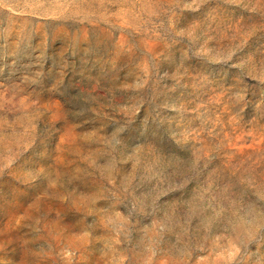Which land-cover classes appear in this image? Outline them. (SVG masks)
Segmentation results:
<instances>
[{
	"label": "rangeland",
	"instance_id": "1",
	"mask_svg": "<svg viewBox=\"0 0 264 264\" xmlns=\"http://www.w3.org/2000/svg\"><path fill=\"white\" fill-rule=\"evenodd\" d=\"M0 264H264V0H0Z\"/></svg>",
	"mask_w": 264,
	"mask_h": 264
}]
</instances>
